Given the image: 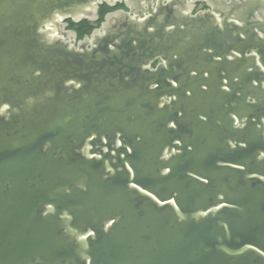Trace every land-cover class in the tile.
<instances>
[{
  "label": "water",
  "instance_id": "95a60500",
  "mask_svg": "<svg viewBox=\"0 0 264 264\" xmlns=\"http://www.w3.org/2000/svg\"><path fill=\"white\" fill-rule=\"evenodd\" d=\"M142 1L0 0V264H264L261 0Z\"/></svg>",
  "mask_w": 264,
  "mask_h": 264
},
{
  "label": "flooded vegetation",
  "instance_id": "af4514ba",
  "mask_svg": "<svg viewBox=\"0 0 264 264\" xmlns=\"http://www.w3.org/2000/svg\"><path fill=\"white\" fill-rule=\"evenodd\" d=\"M174 1V0H145L142 1V13L144 17H149L148 10L151 8L153 11H157L160 9H163L164 7L166 8L168 3ZM182 1V7L185 10L184 13L190 15L192 18L197 17H204L206 20V15L211 14L213 12V9L210 5L209 0H178ZM226 1L227 3H230L231 0H223ZM239 4L243 3L245 0H235ZM147 4H150L151 6L149 7ZM255 12H254V17H255V23L260 25L264 23V0H261V4L257 5L254 7ZM117 11H124L127 13H130V9L127 8L125 5V2H115L112 6H108L106 3H103L99 5V10H98V20L97 21H88V20H81L79 22H74L71 18H66L63 23L66 25L65 30L70 33L71 36H74V41L77 45L78 42L82 41L85 36H89L91 32L97 28H99L100 24L102 23L105 15L109 13H114ZM165 12L161 11L160 13V18L162 22H169L168 20L172 17V21L174 20V15H170L169 10L166 9L164 10ZM102 14V15H101ZM217 22H220V18L218 15H215ZM240 18H242V15H239ZM164 20V21H163ZM166 20V21H165ZM204 24V38L206 36V33H208L207 37L210 39V30H211V24L209 21V25L207 21ZM173 23H176V25L179 23L177 20H175ZM199 23V22H198ZM239 25L242 27V24L239 22ZM200 27H193L192 29V34L194 38V43L192 44V53H194V56L200 57L203 54L205 56H210L212 53V47L210 40L207 42V44L204 42L203 48L198 45L200 42L196 43V38L200 39ZM167 33H172L174 35V39L178 38L179 35V29H177L175 26H172L171 28L166 29ZM260 36V34L258 32ZM206 41V40H205ZM227 46V45H226ZM163 60L161 57H157L150 65L152 69L156 68L158 65L163 64Z\"/></svg>",
  "mask_w": 264,
  "mask_h": 264
},
{
  "label": "trees",
  "instance_id": "16d2710c",
  "mask_svg": "<svg viewBox=\"0 0 264 264\" xmlns=\"http://www.w3.org/2000/svg\"><path fill=\"white\" fill-rule=\"evenodd\" d=\"M102 15V14H101Z\"/></svg>",
  "mask_w": 264,
  "mask_h": 264
}]
</instances>
